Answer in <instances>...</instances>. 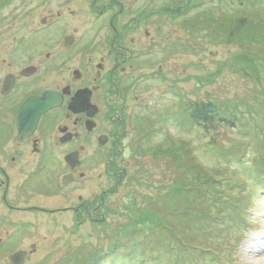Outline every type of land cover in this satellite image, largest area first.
I'll list each match as a JSON object with an SVG mask.
<instances>
[{
    "label": "rangeland",
    "instance_id": "obj_1",
    "mask_svg": "<svg viewBox=\"0 0 264 264\" xmlns=\"http://www.w3.org/2000/svg\"><path fill=\"white\" fill-rule=\"evenodd\" d=\"M27 1L39 20L54 11L56 0ZM80 1L85 16L101 15L104 22L119 17L114 22L122 33L149 46L135 52L142 57L135 61L130 99L145 97L154 109V126L161 128L150 140L155 148L141 154L146 162L131 164L125 175L109 182L106 193L93 184L89 211L61 212L55 219L28 215L37 230L28 229L15 248L29 251L37 242V253L25 264H123L115 259L124 252L120 247L140 242L142 229L150 234L154 225L164 224L155 206L167 201L165 195L180 197L177 204H187L184 211L198 209L186 197L194 181H209L211 191L249 202L241 214L260 226L242 241L241 262H236L264 264V100L259 101L264 98V0ZM130 1L133 5L120 15L118 3ZM224 23L232 33L222 32ZM174 116L178 123L171 122ZM62 197L59 206L72 203ZM102 197L106 205L94 208ZM245 202L238 209L229 206L231 218Z\"/></svg>",
    "mask_w": 264,
    "mask_h": 264
},
{
    "label": "flooded vegetation",
    "instance_id": "obj_2",
    "mask_svg": "<svg viewBox=\"0 0 264 264\" xmlns=\"http://www.w3.org/2000/svg\"><path fill=\"white\" fill-rule=\"evenodd\" d=\"M16 2L0 0V260L6 264L18 251L26 252L23 264L37 253V242L29 251L15 248L28 229L37 230L28 215L89 211L93 184L106 193L131 164L146 162L141 154L155 148L150 140L161 128L145 97L130 99L142 57L135 52L150 48L122 33L119 17L104 22L88 15L90 21L82 1L56 0L54 11L38 20L27 0ZM132 3L119 2L120 15ZM61 197L72 203L59 206Z\"/></svg>",
    "mask_w": 264,
    "mask_h": 264
},
{
    "label": "trees",
    "instance_id": "obj_3",
    "mask_svg": "<svg viewBox=\"0 0 264 264\" xmlns=\"http://www.w3.org/2000/svg\"><path fill=\"white\" fill-rule=\"evenodd\" d=\"M240 3L244 4L242 1ZM220 29L222 32L227 30L233 32L230 24L226 23L221 24ZM261 100L264 98L259 101ZM246 101L243 100L241 103L245 104ZM178 106L181 110V104ZM237 107H240L239 104L236 105ZM232 111L234 109L230 110ZM185 116L191 123L193 116L190 109L186 110ZM174 117L171 118V122L176 120L178 123L180 118ZM195 183H190L189 195L186 197L188 202L189 199L193 201V204L198 207L197 210L192 211L188 207V211H184L187 204L186 206L178 205L177 202L182 200L180 197H174L175 199L172 200L171 197L168 198V195H165L167 201L163 200L159 206H155V209H158L157 212L162 215L164 224L160 225L161 227L158 224L151 227L152 233L150 234L141 230L140 235L144 236L142 240L147 247L142 245V240L131 242L120 247L124 248L122 249L124 252H119L115 259L117 258V261L120 259L123 264H134L137 260V264H239L236 261H240L238 250L242 241L247 239L249 232L260 226L257 221H250L241 214V212L246 213L249 202L244 201L247 204L246 207L244 206L245 209L242 207L231 218L230 207L235 205L238 209L239 206H243L244 202L238 201V198L235 201L228 199L222 193L218 194L217 192L221 190L211 191L210 187L213 185L209 181L201 182V184L200 182ZM193 204L192 208H194ZM197 212L202 215H198ZM256 223L258 224L255 225ZM112 234L115 232L113 231Z\"/></svg>",
    "mask_w": 264,
    "mask_h": 264
},
{
    "label": "water",
    "instance_id": "obj_4",
    "mask_svg": "<svg viewBox=\"0 0 264 264\" xmlns=\"http://www.w3.org/2000/svg\"><path fill=\"white\" fill-rule=\"evenodd\" d=\"M25 256V251H18L10 256V260L13 264H23Z\"/></svg>",
    "mask_w": 264,
    "mask_h": 264
}]
</instances>
